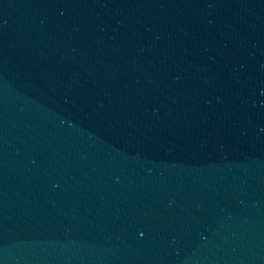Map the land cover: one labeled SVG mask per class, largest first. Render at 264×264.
<instances>
[{
  "label": "water",
  "instance_id": "1",
  "mask_svg": "<svg viewBox=\"0 0 264 264\" xmlns=\"http://www.w3.org/2000/svg\"><path fill=\"white\" fill-rule=\"evenodd\" d=\"M0 264H264V0H0Z\"/></svg>",
  "mask_w": 264,
  "mask_h": 264
}]
</instances>
